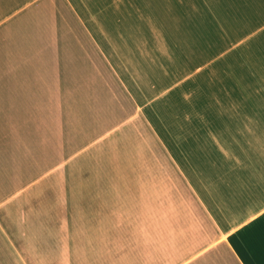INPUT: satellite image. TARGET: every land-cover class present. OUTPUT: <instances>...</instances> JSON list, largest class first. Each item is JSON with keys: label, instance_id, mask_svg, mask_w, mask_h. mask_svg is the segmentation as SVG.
Returning a JSON list of instances; mask_svg holds the SVG:
<instances>
[{"label": "crops", "instance_id": "0c3cea01", "mask_svg": "<svg viewBox=\"0 0 264 264\" xmlns=\"http://www.w3.org/2000/svg\"><path fill=\"white\" fill-rule=\"evenodd\" d=\"M0 264H264V0H0Z\"/></svg>", "mask_w": 264, "mask_h": 264}]
</instances>
